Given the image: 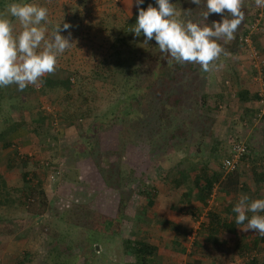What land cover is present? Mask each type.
Wrapping results in <instances>:
<instances>
[{
  "label": "rangeland",
  "instance_id": "1",
  "mask_svg": "<svg viewBox=\"0 0 264 264\" xmlns=\"http://www.w3.org/2000/svg\"><path fill=\"white\" fill-rule=\"evenodd\" d=\"M179 1L171 0L172 3ZM36 3L47 7L49 28L78 13L72 22L77 29L69 32L73 45L58 57L57 68L77 69L83 73L122 35L121 26L137 7L135 0H37ZM205 10L202 0L184 17L201 24L221 20V14L213 13L204 21ZM242 10L245 18L234 39L218 41L224 53L208 72L198 65L195 82L199 90L194 97H184L177 108H172V102H168L172 110L168 109L165 120L159 121L156 116L146 119L145 128L125 147L123 184L129 191L126 208L117 227L118 234L96 247L98 255L89 264H133L131 255L123 251L126 238H143L156 246L152 264H250L251 258L256 256L255 252L241 256L233 247L236 237L232 239L230 235H220L217 243L209 241L199 246L204 237L199 236V232L203 231L208 212L224 219L227 202L236 204L241 194L256 199L253 190L259 189L258 184L264 179V105L258 101L241 103L235 96L240 90H247L250 95L264 91V72L260 76L252 55L242 50L239 43L254 15L261 14L259 34L254 35L253 44L257 56L264 60V7L255 6V0H243ZM14 29L20 31L18 21ZM69 33L60 34L68 36ZM232 47L237 48V52L226 54ZM39 87L29 85L31 90L19 94L15 84L2 90L0 129L16 121L34 129L36 126L31 120L39 114L44 121L37 132L24 133L5 150L0 147V173L14 202L9 209L0 210V264H49V237L62 236L67 244L82 247L80 240L84 242L87 233L83 228L90 227L95 217L113 216L117 204L118 197L103 187L93 165L82 160V153H77V147L73 146L81 128L61 115L65 93L40 92ZM200 94L210 95L207 108L196 107ZM97 96L99 99L94 105L99 108L103 105L105 109L109 104L104 106L108 101L106 92L101 91ZM214 96H221L219 108L215 107ZM161 125L165 127L155 132ZM101 138H97L100 148L103 136ZM234 140L242 142L247 151L236 169L240 173L238 187L243 186L244 190L236 189L223 202V193L216 186L206 207L193 199L187 202L184 194L192 188L195 169L200 166L208 173H221L226 180L222 162ZM55 166L60 173L50 180L49 174ZM24 174L26 181L22 178ZM37 180L42 182L48 203L41 217L30 215L19 201ZM197 208L199 211L195 212ZM255 249L257 255L263 253L261 248Z\"/></svg>",
  "mask_w": 264,
  "mask_h": 264
},
{
  "label": "trees",
  "instance_id": "2",
  "mask_svg": "<svg viewBox=\"0 0 264 264\" xmlns=\"http://www.w3.org/2000/svg\"><path fill=\"white\" fill-rule=\"evenodd\" d=\"M36 1L31 0L34 3ZM11 2L13 0H0V12H3ZM149 4L155 6L154 0H144L139 8L146 9ZM175 7L185 11L192 7L195 9L196 5L187 2V0H180L175 2ZM188 12L190 11L182 13L183 19L186 20L184 14ZM77 16L78 13L76 12L72 17L57 22L55 26L61 24V29H63V23L71 25L70 29L62 30L61 33L76 30V25L72 22H74L73 19H77ZM137 17L138 7L121 26L122 35L115 39L107 51L103 52L100 59L86 73L77 69L62 70L56 68L53 73L46 74L42 78L43 82L39 87L40 92L62 91L65 93L61 115L64 119L74 121L76 127L81 128V133L73 146L77 147V153H82V160L93 165L103 187L118 197L113 216L95 217L91 221L90 227L83 228L87 233L84 242L80 240L82 247L79 244L71 246L73 245L70 244L71 242L67 244L62 236L58 238L49 237L47 241V257L49 258L47 261H50L49 264H89L98 255L96 254V247L103 245L104 242H108L109 239L118 234L117 227L124 214L127 196L129 195V191L125 189L126 186L123 184L125 147L133 136L136 137L145 128L146 119L156 116L159 121L165 120L169 114L168 102H172V108H177L183 103L184 97H194V94L199 90L195 82L198 64L169 63L170 57L166 53L160 52L154 40L144 44L143 35L136 37L134 33L129 31L135 25ZM255 17L256 15H254ZM16 22L13 20V24ZM52 28L53 26L49 28V31ZM130 35L132 37L127 38ZM236 52L237 48L232 47L225 53L235 54ZM2 90L3 88H0V101ZM24 90L31 89L26 87ZM101 91L106 92L108 98V101L104 102V106L109 103L105 109H103V105L100 108L94 105L99 99L97 95ZM19 92V90L16 91L17 94ZM235 96L237 101L241 103L259 100L258 93L250 95L247 90H240ZM210 98L209 94H200V101L196 107L207 108ZM214 99L217 102L215 107L219 108L218 105L222 102L221 96H214ZM102 100L104 101V98ZM43 121V115L39 114L36 119L31 120V123L36 126L34 129L17 121L0 129V147L5 150L11 147L13 141L23 136L24 133L37 132L38 129H41ZM162 126L164 125L159 126L155 132ZM99 134L100 137H98ZM102 136L103 142L101 143L102 148H100L97 138L102 140ZM228 157H230V153ZM146 158L148 157L146 156ZM244 159V157L241 158L240 162ZM105 160L107 163H104ZM236 169L226 173L225 181L219 172L208 173L203 166L195 169L197 174L192 180V188H189L184 194L185 200L188 202L193 199L200 206L206 207L213 189L217 186L219 192L223 193L221 200L225 202L226 196L232 194L236 189L244 190L243 186L238 187L240 173ZM57 170L58 168L55 166L50 173L54 175ZM26 177L27 175L24 174L23 180L26 181ZM259 177L263 178L261 174ZM175 185L178 187L179 183L176 181ZM19 201L20 205L26 207V211L30 212V215L41 217L48 205L42 182L37 180L33 188L21 195ZM233 202H227V206L224 207V219L219 214L208 212L206 221L202 224L205 233L199 232V236L201 234L204 236L200 239L199 246H203L209 241L217 243L220 235H230L235 236L238 240L235 249L240 255L242 256L243 253L249 256L258 239L252 242L250 250L242 241L245 236H240L237 233V228L240 225L235 224V214L232 212L235 205ZM13 204L11 191L0 173V210L9 209ZM35 207L36 209H34ZM194 211L199 210L197 208ZM75 249H77L76 253L74 252ZM123 251L131 255L133 264H152L155 262L157 248L145 242L143 238L140 240L126 238L123 241ZM255 262L256 259L252 257L250 264H255Z\"/></svg>",
  "mask_w": 264,
  "mask_h": 264
},
{
  "label": "clouds",
  "instance_id": "3",
  "mask_svg": "<svg viewBox=\"0 0 264 264\" xmlns=\"http://www.w3.org/2000/svg\"><path fill=\"white\" fill-rule=\"evenodd\" d=\"M199 6L202 0H187ZM206 10L203 20L215 13L221 14L219 22L201 24L182 18V11L171 0H154L146 9L139 8L144 0H135L138 17L129 30L136 37L144 36V44L154 40L161 53L170 57L169 63L198 64L208 72L210 66L222 53L218 41L234 39V34L245 18L243 0H203ZM255 6L264 7V0H255ZM227 12V15H223ZM13 20L20 24V31L14 29ZM48 9L31 0H13L0 12V88L15 84L19 91L29 85L40 86L46 74L53 73L58 57L72 47L71 34L61 35L71 25L63 23L49 31ZM235 224L244 225L243 230H254L264 236V198L252 199L241 194L233 206ZM251 213L249 216L248 214Z\"/></svg>",
  "mask_w": 264,
  "mask_h": 264
},
{
  "label": "built area",
  "instance_id": "4",
  "mask_svg": "<svg viewBox=\"0 0 264 264\" xmlns=\"http://www.w3.org/2000/svg\"><path fill=\"white\" fill-rule=\"evenodd\" d=\"M262 21V15L256 14V17L253 19V22L248 25L246 30L241 34L239 38L240 46L242 47V50H245L249 52L252 55V58L254 59V64L259 67V74L261 76V73L264 72V60H261L259 56H257V52L255 51L254 44H253V36L257 34L260 30V25ZM264 91L258 93L259 96V104L264 105ZM230 157L226 158L222 162V170L225 173L232 172L235 170L240 164L241 158L245 157L247 155L246 147L244 144L240 141L234 140L230 147ZM59 170L56 174H49L50 180H53L57 175H59Z\"/></svg>",
  "mask_w": 264,
  "mask_h": 264
},
{
  "label": "crops",
  "instance_id": "5",
  "mask_svg": "<svg viewBox=\"0 0 264 264\" xmlns=\"http://www.w3.org/2000/svg\"><path fill=\"white\" fill-rule=\"evenodd\" d=\"M262 180H264V179H262ZM262 180H261V183L260 184H258L259 185V189H255V190H253V193H254V196L253 197H257V198H264V187H262L263 185H262ZM261 215H264V213L262 214V213H260ZM249 216L251 215V213H249L248 214ZM243 228H244V225H240L238 228H237V233L241 236V235H244L245 236V238H244V240H242L246 245H247V247L249 248V250H250V247H251V245H252V242L253 241H255V240H257L258 242L255 244V246H254V248L252 249V251L249 253L250 255L252 254V253H254L255 252V257L253 256V258H255L256 259V261H257V264H264V236H261V235H259L258 233H256L254 230L252 231V230H248V231H244L243 230ZM231 238L233 239V237L231 236ZM238 240H235L233 243V247L235 248L236 247V242H237ZM255 248H261V252H263L262 254H260V255H257L256 254V249ZM263 248V249H262ZM260 257H261V261H259V259H260ZM258 261H259V263H258Z\"/></svg>",
  "mask_w": 264,
  "mask_h": 264
}]
</instances>
